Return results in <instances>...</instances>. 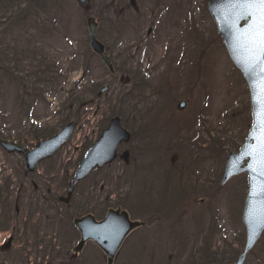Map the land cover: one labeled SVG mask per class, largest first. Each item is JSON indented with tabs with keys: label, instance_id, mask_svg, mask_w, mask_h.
I'll return each mask as SVG.
<instances>
[{
	"label": "rangeland",
	"instance_id": "obj_1",
	"mask_svg": "<svg viewBox=\"0 0 264 264\" xmlns=\"http://www.w3.org/2000/svg\"><path fill=\"white\" fill-rule=\"evenodd\" d=\"M209 1L87 0L86 10L79 0H33L43 7L35 9L38 15L6 27L9 33L0 38L6 46L22 45L34 53L19 61V75L31 70L37 75L32 76L35 84L1 93L0 141L32 150L51 132L71 122L78 125L70 142L30 179L51 189L50 209L36 210L30 221L22 209L27 227L17 226L24 228L19 235L30 238L31 263L72 261L79 241L73 219L92 214L101 221L117 208L146 225L127 237L114 264L237 262L246 243L241 220L247 177L221 182L228 155L238 152L252 126L250 94L209 16ZM90 17L99 26L97 37L114 75L89 47ZM42 61L47 83L42 70L33 69ZM102 87L107 93L94 100ZM182 102L186 106L180 110ZM114 115L134 136L119 151L131 152L130 165L117 160L93 174L66 208L57 199L66 195L83 155ZM24 170L23 157L0 147V189L9 185L13 199ZM38 193L42 196L43 189ZM153 204L176 207L174 213L164 209L158 221L151 217ZM7 236L0 235V244ZM78 259V264H107L92 242ZM246 264H264V235Z\"/></svg>",
	"mask_w": 264,
	"mask_h": 264
},
{
	"label": "water",
	"instance_id": "obj_2",
	"mask_svg": "<svg viewBox=\"0 0 264 264\" xmlns=\"http://www.w3.org/2000/svg\"><path fill=\"white\" fill-rule=\"evenodd\" d=\"M79 3L86 10H89V7L86 6L87 0H79ZM208 12L216 24L218 33L223 39L230 59L234 63L235 67L241 72L250 92L252 77L249 75L245 66H243L240 62L244 54L240 51L236 42L237 32H242L245 28H247L250 20H245L244 18H241L238 21L235 20V13L237 12V9L235 6L229 4V0H210ZM87 25L91 40V50L101 59L102 63L112 71L113 68L111 61L105 54V48L97 39L98 25L96 20L94 18H89L87 20ZM250 102L253 118L252 127L239 152L230 153L228 155V162L222 181V185H225L232 178L239 176L242 173L247 174L248 177V193L242 216V222L246 229V243L236 264L245 263L248 254L254 249L264 233V224H262L258 219V204L252 202L250 197V185L253 184L254 174L249 169L253 166L254 161L251 158H247L245 153V150L249 147V145L255 147L256 144V141L251 138L252 135L256 134L253 131V125L255 123V105L251 92ZM185 106V103H180L178 108L182 110ZM75 129L76 124L71 123L67 125L55 137L39 142L36 145V148L31 152L12 143L0 142V145L9 154L18 153L25 156L27 174L34 172L40 162L52 158L61 148H63L69 142ZM130 139L131 134L122 126L120 118H112L108 128L102 132L98 142L89 148L85 153L83 161L74 175L73 183L69 184L67 187V197L61 198L60 201L68 205L76 186L85 181L96 169L101 170L103 167L111 165L117 159V151L119 147L122 144L129 143ZM129 158V152H124L121 156V159L126 164L129 163ZM260 183L261 180L257 178L255 180L257 190H259ZM74 224L81 235L80 242L74 248L75 256L82 252L88 241H93L104 252L108 264H113L114 259L126 237L143 225L140 222L131 221L129 214L126 211H121L120 209L109 210L106 218L102 222H97L92 215H87L82 219L75 220Z\"/></svg>",
	"mask_w": 264,
	"mask_h": 264
},
{
	"label": "snow or ice",
	"instance_id": "obj_3",
	"mask_svg": "<svg viewBox=\"0 0 264 264\" xmlns=\"http://www.w3.org/2000/svg\"><path fill=\"white\" fill-rule=\"evenodd\" d=\"M229 4L237 9L235 20H250L247 28L237 32L236 42L244 54L240 62L252 77L250 92L255 105L253 131L256 134L251 138L256 144L249 145L245 153L254 161L249 169L254 174L250 197L258 204V219L264 224V0H229ZM257 178L261 180L259 190L255 186Z\"/></svg>",
	"mask_w": 264,
	"mask_h": 264
},
{
	"label": "flooded vegetation",
	"instance_id": "obj_4",
	"mask_svg": "<svg viewBox=\"0 0 264 264\" xmlns=\"http://www.w3.org/2000/svg\"><path fill=\"white\" fill-rule=\"evenodd\" d=\"M129 82H131L130 79ZM35 173L36 172L26 174V169L24 170L22 182L19 184L16 192L17 195L14 199L11 197L12 191L9 185H7L6 188L0 189V235H8L6 239L0 244V264H35L29 261L31 260V257L28 255V243L30 242V238L24 234L23 236L18 234V232L24 231V228L22 231L20 229L17 230V226L21 224H23L25 228L27 227V224L23 223L24 221L20 219V217H23L21 214L22 209L26 210V216H29V218L26 217L24 220L28 219V221H30L31 216L36 210L41 209L39 208L41 203L43 204V209L45 212L50 209L51 200L49 195L51 194V189L49 188L46 191L45 184L42 185V183L38 181L40 185H37L35 182L30 181V179L35 176ZM39 188H42L44 191L42 196L38 193ZM38 199H40L39 205L37 204ZM153 207L155 208V211L151 217H156L158 220L163 217L164 209L169 210V212L172 210L171 213H174V207H176V205L163 206L161 204H155ZM142 223L144 225L139 229L145 227L146 224L144 222ZM34 240L36 241V239ZM78 258L79 257H71L72 261L68 260L67 263L78 264Z\"/></svg>",
	"mask_w": 264,
	"mask_h": 264
},
{
	"label": "trees",
	"instance_id": "obj_5",
	"mask_svg": "<svg viewBox=\"0 0 264 264\" xmlns=\"http://www.w3.org/2000/svg\"><path fill=\"white\" fill-rule=\"evenodd\" d=\"M1 1V0H0ZM3 3V4H1ZM0 3V14H2L1 19L4 21L2 24V32L0 34V38L6 36L10 29L7 30L6 27L12 29L17 26V24H23L30 21V18L33 16H37L38 12H35V9H43L41 4L33 0H2ZM33 15V16H31ZM29 54H34L30 49L23 48L22 45H16L13 49H10L9 46H6L3 41L0 39V91L4 90L9 91L12 90L14 85L21 84L29 86L30 84H35L32 81V76L37 75L35 70H31L25 77H21L19 74L21 63L20 60L26 59ZM30 59H36V56L33 55ZM43 62V61H42ZM23 63V62H22ZM37 69L40 72V69L43 72V76L45 77L44 81L47 83V74L46 66L44 62L41 65H34L33 69ZM40 82V83H45ZM53 84H56V80L50 81ZM35 93L37 89H33ZM1 95V94H0ZM25 97H31V94L24 90ZM40 96V95H38ZM18 99V98H17ZM6 101V99H5ZM25 101V100H23ZM25 103V102H24ZM52 133V134H51ZM47 137L52 136L53 132H51Z\"/></svg>",
	"mask_w": 264,
	"mask_h": 264
},
{
	"label": "bare ground",
	"instance_id": "obj_6",
	"mask_svg": "<svg viewBox=\"0 0 264 264\" xmlns=\"http://www.w3.org/2000/svg\"><path fill=\"white\" fill-rule=\"evenodd\" d=\"M90 42H91V40H90V37H89V47H90ZM1 93H2V92H0V94H1ZM86 152H87V151H86ZM86 152H85V153H86ZM221 186H224V185H222V183H221ZM164 188L171 189V190H167L169 193H170V191L173 192V188H172V187L164 186ZM163 194H165V193L163 192ZM166 198H168V197H166ZM39 203H40V199L37 200V204H38V205H39ZM39 208H41L40 210L44 211V209H43V204H42V203L39 205ZM83 217H85V216H83ZM83 217H77V218H74V219H73L72 224H71L72 229H75V230L77 229L76 225L74 224V221L77 220V219H82ZM263 235H264V233H263ZM263 235H262V236H263Z\"/></svg>",
	"mask_w": 264,
	"mask_h": 264
}]
</instances>
